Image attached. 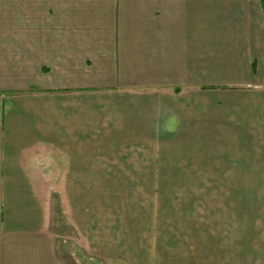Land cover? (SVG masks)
<instances>
[{
	"label": "crops",
	"instance_id": "crops-1",
	"mask_svg": "<svg viewBox=\"0 0 264 264\" xmlns=\"http://www.w3.org/2000/svg\"><path fill=\"white\" fill-rule=\"evenodd\" d=\"M156 162H264L262 0H0V264H65L55 191L94 260L264 264V176Z\"/></svg>",
	"mask_w": 264,
	"mask_h": 264
},
{
	"label": "rangeland",
	"instance_id": "rangeland-1",
	"mask_svg": "<svg viewBox=\"0 0 264 264\" xmlns=\"http://www.w3.org/2000/svg\"><path fill=\"white\" fill-rule=\"evenodd\" d=\"M108 162H99L98 168L93 171L90 167H86L87 176L93 174H105L111 169L107 165ZM120 166L126 174L137 173L140 170L134 164L137 162H113ZM139 163V162H138ZM163 164V174H243V175H259L264 176V162H156ZM95 164V162H94ZM113 164V165H114ZM154 162H150L149 173H153L156 166ZM136 170V171H135ZM56 180V179H55ZM54 185L58 186L57 181ZM50 226L56 245L57 254L65 264H107L101 260H94L93 257L84 252L81 253L73 242L74 231L71 225L65 220L59 204L58 191L52 194L50 206Z\"/></svg>",
	"mask_w": 264,
	"mask_h": 264
},
{
	"label": "trees",
	"instance_id": "trees-1",
	"mask_svg": "<svg viewBox=\"0 0 264 264\" xmlns=\"http://www.w3.org/2000/svg\"><path fill=\"white\" fill-rule=\"evenodd\" d=\"M262 5H263V8H264V0H262Z\"/></svg>",
	"mask_w": 264,
	"mask_h": 264
}]
</instances>
